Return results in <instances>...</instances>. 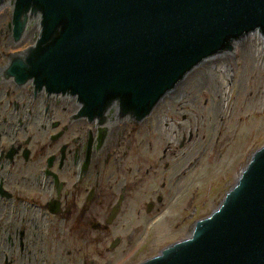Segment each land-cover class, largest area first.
I'll use <instances>...</instances> for the list:
<instances>
[{"label": "flooded vegetation", "instance_id": "flooded-vegetation-1", "mask_svg": "<svg viewBox=\"0 0 264 264\" xmlns=\"http://www.w3.org/2000/svg\"><path fill=\"white\" fill-rule=\"evenodd\" d=\"M12 2L0 7L10 12L0 26V264L145 261L152 256L140 259L142 253L168 234L158 218L182 190L173 195L164 181L146 183L156 175L151 150L138 163L135 137L155 109L137 120L113 101L84 114L75 92L34 65L28 50L39 38L40 16L26 13L15 38Z\"/></svg>", "mask_w": 264, "mask_h": 264}, {"label": "water", "instance_id": "water-1", "mask_svg": "<svg viewBox=\"0 0 264 264\" xmlns=\"http://www.w3.org/2000/svg\"><path fill=\"white\" fill-rule=\"evenodd\" d=\"M28 12L40 16L34 65L84 114L117 101L143 119L206 60L251 34L264 41V0H13L15 38ZM138 264H264V145L186 238Z\"/></svg>", "mask_w": 264, "mask_h": 264}, {"label": "rangeland", "instance_id": "rangeland-1", "mask_svg": "<svg viewBox=\"0 0 264 264\" xmlns=\"http://www.w3.org/2000/svg\"><path fill=\"white\" fill-rule=\"evenodd\" d=\"M9 19V8L0 10L2 28ZM37 29L36 23L30 27L31 37ZM233 46L234 54L227 51L196 67L140 125L135 139L141 167L147 151L155 153L150 164L156 175H149L146 183L164 181L173 195L182 189L157 221L158 229L168 233L166 238L140 259L186 238L193 221L218 207L253 153L264 145V41L251 34ZM161 150H167L166 158L160 157ZM164 163L169 164L166 172L160 169ZM183 217L188 220L181 226Z\"/></svg>", "mask_w": 264, "mask_h": 264}, {"label": "bare ground", "instance_id": "bare-ground-1", "mask_svg": "<svg viewBox=\"0 0 264 264\" xmlns=\"http://www.w3.org/2000/svg\"><path fill=\"white\" fill-rule=\"evenodd\" d=\"M192 71H193V70H192ZM192 71H191V72H192ZM191 72H190V73H191ZM190 73H189V74H190ZM189 74H188V75H189ZM188 75H187V76H188ZM200 75H201V74H200ZM187 76H186V77H187ZM213 76H214V75H213ZM202 77H203V76H202ZM211 77H212V76H211ZM212 78H213V80L215 81V87H216L217 89L220 88L219 83H218V81H217V78H215V77H212ZM181 84H182V83H181ZM181 84H180V85H181ZM180 85H179V86H180ZM179 86H178V87H179ZM178 87H177V88H178ZM177 88H176V89H177ZM176 89H175V90H176ZM175 90H174V91H175ZM171 93H172V92H171ZM158 105H159V104H158ZM158 105H157V106H158ZM157 106H156V107H157ZM155 109H156V108H155Z\"/></svg>", "mask_w": 264, "mask_h": 264}]
</instances>
